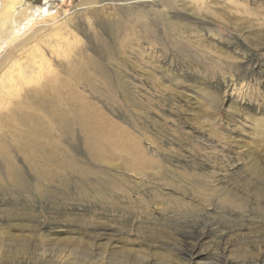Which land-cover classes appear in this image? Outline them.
Listing matches in <instances>:
<instances>
[{
    "label": "rangeland",
    "instance_id": "1",
    "mask_svg": "<svg viewBox=\"0 0 264 264\" xmlns=\"http://www.w3.org/2000/svg\"><path fill=\"white\" fill-rule=\"evenodd\" d=\"M164 1L52 0L0 45L2 79L47 59L24 87L73 92L69 129L39 107L40 175L7 137L24 184L0 162V264H264V0ZM9 89L2 111L21 98ZM133 142L156 166L125 161Z\"/></svg>",
    "mask_w": 264,
    "mask_h": 264
},
{
    "label": "bare ground",
    "instance_id": "2",
    "mask_svg": "<svg viewBox=\"0 0 264 264\" xmlns=\"http://www.w3.org/2000/svg\"><path fill=\"white\" fill-rule=\"evenodd\" d=\"M34 1L36 0H0V45L16 40L18 36L23 34L22 30L25 26L39 18L50 15L53 12L52 9L54 10V7L51 5L54 3L52 0H41V5L32 3ZM81 1L83 2L85 0ZM164 2L165 5H167V2H170V0H165ZM173 26H176V24H173ZM45 60L47 61V59ZM46 61L45 63L47 65L48 62ZM3 62L4 61L1 63ZM29 62L30 63L25 66L19 65L21 67H17V63L14 64V62L13 65L15 66L13 67H15L17 70L16 72L18 73L17 75L9 74V76L7 74V76L10 77L9 80H5L4 77V79H2L3 75L0 76V98L6 97V94L10 91L9 87L12 88L14 86L16 87V90H19L15 93V96L21 95V98L14 101L12 105L10 104V108L6 111L0 110V162H2L4 166L3 174L7 178L8 186L10 185L15 188L23 187L24 176L22 170L14 163L13 156L11 155L10 143L7 138L8 135L14 137L13 140L16 142V150L21 154L23 161L32 171L40 175V166L36 161V157L41 153L43 144L38 143L37 140L39 136H43L47 131H45L44 127H41L42 119L40 108L46 107L51 118L60 120L59 123H61L66 129H69L70 125V119L67 117L66 110L58 107L60 101L64 100L67 96L69 97L70 95H73V92H70L69 89L65 92H61V90L58 87H55L54 84L53 86H50L51 82L54 81V78H45L46 82L43 81V83H38L39 86H34L35 88L24 87L25 84L32 82V79L35 80L41 78L44 71H47V73L52 71L50 70L49 63V65H45L46 69H43V65H40V60H35L34 58L33 62H31V60ZM16 81H20V84H15ZM61 83L63 86L68 85H66L65 82ZM66 94L68 95L66 96ZM73 111H75V116L79 118L81 123L86 125V128L89 131V133L85 135L89 149L93 152L95 157L102 156V152L105 151V148H102L101 143L103 142L106 130L100 128L98 126L99 124L94 125L89 123L90 110L86 106L80 105L73 109ZM256 135L258 136L257 145L264 147V137L261 135V130H258ZM48 140V143L53 142L51 137H49ZM98 146H101L102 151L101 149H98ZM126 149H128V154L131 156L130 159L125 158L127 163L137 167L156 166V162L146 158L144 153L145 149L143 150L142 146L137 142L126 145ZM43 155L47 159L53 157L50 152L44 153ZM260 178L264 182V176L260 175ZM250 184L251 182H247V186L252 187L253 185ZM252 189L257 190L258 193L264 194V190L258 186H253ZM223 202L234 203L237 206L240 205L239 202L233 201L230 195L229 197L223 198ZM199 254L200 251L196 252L195 256Z\"/></svg>",
    "mask_w": 264,
    "mask_h": 264
},
{
    "label": "water",
    "instance_id": "3",
    "mask_svg": "<svg viewBox=\"0 0 264 264\" xmlns=\"http://www.w3.org/2000/svg\"><path fill=\"white\" fill-rule=\"evenodd\" d=\"M36 1H39V0H36Z\"/></svg>",
    "mask_w": 264,
    "mask_h": 264
}]
</instances>
